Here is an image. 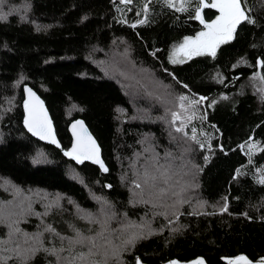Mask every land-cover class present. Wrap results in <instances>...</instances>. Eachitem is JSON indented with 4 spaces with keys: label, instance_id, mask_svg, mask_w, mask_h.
<instances>
[{
    "label": "trees",
    "instance_id": "16d2710c",
    "mask_svg": "<svg viewBox=\"0 0 264 264\" xmlns=\"http://www.w3.org/2000/svg\"><path fill=\"white\" fill-rule=\"evenodd\" d=\"M171 2H0V264L264 259V0H243L214 55L179 62L218 12ZM25 85L62 150L85 121L106 173L26 133Z\"/></svg>",
    "mask_w": 264,
    "mask_h": 264
},
{
    "label": "water",
    "instance_id": "95a60500",
    "mask_svg": "<svg viewBox=\"0 0 264 264\" xmlns=\"http://www.w3.org/2000/svg\"><path fill=\"white\" fill-rule=\"evenodd\" d=\"M204 25L206 26V24ZM21 108L23 112L22 126L26 133L33 139L44 145L52 146L61 150V153L66 160L72 161L78 166L83 163H89L98 167L102 173L107 172V167L101 155V147L83 119L77 118L68 124L67 129L71 142L70 146L66 150H62L61 144L55 132L54 124L44 101L28 85L23 87ZM30 127L37 134H34V131H30ZM66 153L68 154L66 155ZM77 157L79 159H77ZM101 165H103V167H101ZM262 261H264V259ZM262 261L254 262L245 256H240L228 259L227 264H261ZM164 264H206V262L203 259L198 258L186 263L172 260Z\"/></svg>",
    "mask_w": 264,
    "mask_h": 264
},
{
    "label": "snow or ice",
    "instance_id": "6c2138e0",
    "mask_svg": "<svg viewBox=\"0 0 264 264\" xmlns=\"http://www.w3.org/2000/svg\"><path fill=\"white\" fill-rule=\"evenodd\" d=\"M0 2H2V0H0ZM121 2L131 3V0H121ZM166 2L168 3L169 7L173 6L171 0H166ZM198 3L203 7L217 8V10L220 12V15L211 24L206 25V27L209 29L207 33H200L198 34L196 40L191 41L193 47L188 50L187 54L191 56L192 54L200 55L207 52L208 54L214 55L216 45L229 38L235 30L236 25L242 19L248 20L249 18L243 11V0H212L211 4H206L205 0H198ZM145 11H147V8H145ZM196 16L197 18H200L199 8H197ZM200 37H205V39H200ZM189 42V39H186L185 45H187ZM181 47L183 48L184 46L182 45ZM180 99L184 100L185 97L182 96ZM29 130L34 131L31 127ZM177 131H180V129L177 128ZM34 134L37 133L34 131ZM67 154L68 153H66V155ZM77 159L79 158L77 157ZM101 167H103V165H101ZM152 179L155 180V177H152ZM136 187H140V185L137 184ZM132 242L133 240L131 239L128 241V243ZM137 264H139V261H137ZM261 264H264V261H262Z\"/></svg>",
    "mask_w": 264,
    "mask_h": 264
},
{
    "label": "rangeland",
    "instance_id": "374dc122",
    "mask_svg": "<svg viewBox=\"0 0 264 264\" xmlns=\"http://www.w3.org/2000/svg\"><path fill=\"white\" fill-rule=\"evenodd\" d=\"M212 8L215 9L218 12V15H217V17H218L220 15V12L217 10V8H215V7H212ZM216 18L214 20H216ZM208 31H209V29L205 28L201 33H207ZM232 35H233V33H232ZM232 35L229 38H227L226 40L218 43L216 45V47H215L214 53L217 51V49L221 45L229 42L232 39ZM197 36H195L194 38H188L190 42L187 45H185L186 39H184L180 43L175 44L172 47V49H171L170 59L173 60V61L179 62L181 60H185V59L190 58L192 56L211 55V54H208L207 52H205L204 54H200V55L192 54L191 56H189L187 54L188 50L193 47V44L191 43V41L196 40ZM200 39H205V37H200ZM182 45L184 46L183 48L181 47ZM247 84L250 87L251 93L253 95H255L256 102L259 104L261 102L262 98H263L261 92L259 91V85L257 83H255V79L253 77L249 79ZM248 146L251 148V151H253L254 153H257L260 150V147L253 145V143H249ZM258 179L260 181H262L264 179V168L262 170H260V171L258 170Z\"/></svg>",
    "mask_w": 264,
    "mask_h": 264
}]
</instances>
